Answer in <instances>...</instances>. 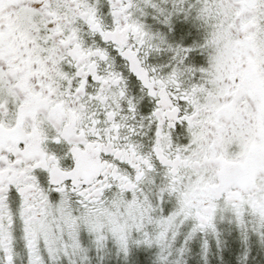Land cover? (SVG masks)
Here are the masks:
<instances>
[{
  "label": "snow or ice",
  "instance_id": "1",
  "mask_svg": "<svg viewBox=\"0 0 264 264\" xmlns=\"http://www.w3.org/2000/svg\"><path fill=\"white\" fill-rule=\"evenodd\" d=\"M224 221L264 245V0H0V264H186Z\"/></svg>",
  "mask_w": 264,
  "mask_h": 264
},
{
  "label": "rangeland",
  "instance_id": "2",
  "mask_svg": "<svg viewBox=\"0 0 264 264\" xmlns=\"http://www.w3.org/2000/svg\"><path fill=\"white\" fill-rule=\"evenodd\" d=\"M218 229L221 233L219 246L217 245L216 238L213 235L209 234L205 236L203 234H200V235H197L192 241L189 242L188 249H190L192 253V251L196 248V245L199 244V246L202 249V252L200 253V255L201 257L204 258L203 245H204L205 240H207L209 243L207 264H216L215 262L219 264H226V263L231 264L233 256H235L238 250L240 251L241 249V243L243 245L245 244L241 237L240 231L235 224H230L227 221L218 222ZM253 240L256 241L257 244H259V246H264L260 244L257 237L252 236L250 238L249 244L245 245L247 247L244 249L245 250L244 253L243 251H241V253L243 256L245 255L246 252L248 253L250 264H260L261 261L264 259V251L254 246L255 244L253 246L252 244L250 245V243L253 242ZM182 244H183V240L181 239V241L178 244V247L182 246ZM188 254H189V251L184 257L186 264H188L187 259L190 255ZM215 256L217 258L216 260L213 259V257L215 258ZM140 259L141 260L145 259L144 254L140 255ZM134 262H135V257L133 258V264ZM189 264H192V262L190 263L189 261Z\"/></svg>",
  "mask_w": 264,
  "mask_h": 264
},
{
  "label": "trees",
  "instance_id": "3",
  "mask_svg": "<svg viewBox=\"0 0 264 264\" xmlns=\"http://www.w3.org/2000/svg\"><path fill=\"white\" fill-rule=\"evenodd\" d=\"M252 244V246L254 245V246H256V247H258L259 249H261V250H263L264 251V246H259V244H257V242L256 241H254L253 240V242H251L250 243V245ZM247 246H245V245H243L242 243H241V249H240V251L238 250V252L235 254V256H233V259H232V263L231 264H240V260H241V258L243 257V255H242V253H241V251H243V253H244V249L246 248ZM202 252V249H201V247L199 246V244H197L196 245V248L192 251V253H191V250L189 249V257H188V259H187V263L189 264V261H190V263L192 262V264H204L205 262H204V258L203 257H201V255H200V253ZM240 253V254H239ZM213 259H217L216 258V256H215V258L213 257ZM216 264H219V263H217V262H215ZM227 264V263H226ZM260 264H264V259L261 261V263Z\"/></svg>",
  "mask_w": 264,
  "mask_h": 264
}]
</instances>
